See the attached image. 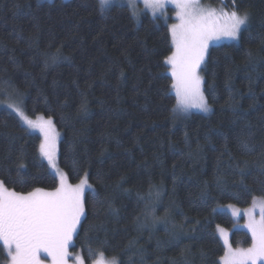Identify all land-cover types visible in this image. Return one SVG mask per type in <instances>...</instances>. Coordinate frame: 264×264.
Returning a JSON list of instances; mask_svg holds the SVG:
<instances>
[{"label": "trees", "instance_id": "trees-1", "mask_svg": "<svg viewBox=\"0 0 264 264\" xmlns=\"http://www.w3.org/2000/svg\"><path fill=\"white\" fill-rule=\"evenodd\" d=\"M204 1L249 19L207 51L209 111L185 113L162 18L125 2L101 15L99 0H0V182L23 194L58 186L40 136L7 107L20 101L59 131L68 182L91 186L71 246L84 264H221L220 227L232 247L252 243L220 208L264 200V0Z\"/></svg>", "mask_w": 264, "mask_h": 264}, {"label": "snow or ice", "instance_id": "snow-or-ice-1", "mask_svg": "<svg viewBox=\"0 0 264 264\" xmlns=\"http://www.w3.org/2000/svg\"><path fill=\"white\" fill-rule=\"evenodd\" d=\"M156 9H162L168 0H151ZM114 0H99L100 14L110 11ZM178 9V24L170 26L174 51L166 58L176 90L177 106L181 111L196 108L207 112L209 107L201 91L198 70L205 60L209 42L227 38L237 40L242 27L248 22V14L241 15L233 6L231 12L204 8L200 0H175ZM135 18V16L133 17ZM223 19V23H221ZM25 123L36 127L23 117ZM47 125L51 121L45 122ZM45 123L39 125L44 130ZM241 146L247 151V143ZM41 154L54 165V138L45 133L40 145ZM60 186L52 192L35 189L27 194L9 191L0 182V242L9 264H44L40 254L51 258L52 264H67L68 247L77 231V225L85 214V190L91 186L86 180L78 185H67L61 176ZM259 222L250 219L246 227L251 232L252 244L247 249L230 247L225 255V264H257L264 261V209ZM222 231V230H221ZM227 244V240L225 241ZM97 264H118L113 258L106 262L101 256Z\"/></svg>", "mask_w": 264, "mask_h": 264}, {"label": "rangeland", "instance_id": "rangeland-1", "mask_svg": "<svg viewBox=\"0 0 264 264\" xmlns=\"http://www.w3.org/2000/svg\"><path fill=\"white\" fill-rule=\"evenodd\" d=\"M46 1H51V0H46ZM115 2H125V3L129 4L130 8L131 9L133 8L134 9V13L137 14V15H140L142 12H147L153 17H160V18H162L164 21H166L168 23L169 28H170L171 25L179 23V20L177 18L178 9L176 7L175 0H168V3H166L162 9H156L152 5L151 0H114V3ZM200 4L204 8L216 9L218 13L220 11H227V12H231L232 11V10L225 9V8L217 6V5L213 6V4H211L209 1L200 0ZM167 8H170V9L167 10ZM170 11H172V12L175 11V12L174 13H172V12L168 13ZM220 22L223 23V19H221ZM170 35H171V33H170ZM171 41H172V38H171ZM227 41H236V40H231V39H227V38H221L219 40H213V41L209 42V47H211L213 45H216V44H220L222 42H227ZM173 51H174V48H173ZM205 57H206V55H205ZM170 67L171 66L168 65V68H169L168 72L171 75ZM198 73H199V75L201 77V81H202V83H201V91L203 92V79H202V76L200 74V69L198 70ZM171 78H172V76H171ZM172 84H173V78H172ZM172 91H173L174 95L176 96V90L173 87H172ZM203 95H204V92H203ZM204 99H205V95H204ZM205 101H206V99H205ZM7 105H9V106H7L8 109H10L13 113H15L17 115V117L19 118L20 122L25 127H27L29 131H31L33 133H36V134H38L40 136V138H41L40 139L41 140L40 145L45 141V133L46 132L48 133V135L50 137L54 138L53 160H54V165L55 166H52V165L49 164L48 160L41 154V151H40V156L46 162L49 170L56 176V178L58 180V186L57 187L60 186V182H61L60 178H61V176H63L66 179L67 185H70V186L78 185L81 180H86L87 184L90 185L88 183V180H87L86 176H84L78 183L70 184L68 182L66 174L59 168V165H58V145H59V140H60V133L56 129V127L54 126V124H53V122H52V120L50 118H47V117L42 116V115H38V116H35V117L27 116L26 113L24 112L22 106H21V102L20 101L8 102ZM175 107H176L175 108L176 111H179V112H185V113H187V112L188 113H190V112H203V111H200L199 109H196V108H189L186 111H181V109L177 106V98H176V106ZM17 108L23 113V117H26L27 120L32 121L37 126L36 127H30L27 123H25V121L21 117V115H19L17 113V111H16ZM49 120L51 121V124L47 125L45 122H47ZM42 123H45V127H44L43 131L39 127V125L42 124ZM90 188H86L85 192L87 190H89ZM55 189L51 190V191H45V192H52V191H55ZM220 209L228 212L232 216V218L234 220L233 229L244 230L251 237V232L246 227V225L249 223L250 219H254L256 222H259L261 220V218H262V211L261 210L264 209V200H260V199L256 200L247 208H239V207H236V206H233V205H226V206L221 207ZM81 219H82V217H81ZM78 225H77V228H78ZM217 232H218V236L220 237V240L222 241V243L224 245V248H225L224 255L222 256V258L220 260L221 264H225V255H226V252L228 251L229 247L233 251H235L236 249H247V248L251 247V245H250L249 247H244V248H234V247L231 246V242H230L231 230H228V229L220 227V228H218ZM75 234H76V232L73 234V239H74ZM73 239H72V241H71V243L69 244V247H68L69 255L66 258L67 259V264H84L82 259H81V257L71 251V246L73 245ZM226 240H227V244L225 243ZM251 240H252V237H251ZM0 244L2 245V242H0ZM40 256H41V259L43 260L44 264H52L51 258L48 257L46 254L41 253ZM100 258H101V256H98L96 258V260L92 264H97V261L100 260ZM104 260L106 262H110L112 259L104 258ZM7 264H9V261L7 262ZM257 264H264V261H258Z\"/></svg>", "mask_w": 264, "mask_h": 264}]
</instances>
